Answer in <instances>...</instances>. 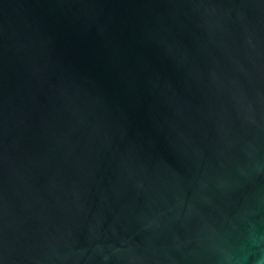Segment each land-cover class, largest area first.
Instances as JSON below:
<instances>
[{
    "label": "water",
    "instance_id": "water-1",
    "mask_svg": "<svg viewBox=\"0 0 264 264\" xmlns=\"http://www.w3.org/2000/svg\"><path fill=\"white\" fill-rule=\"evenodd\" d=\"M0 264H264V0H0Z\"/></svg>",
    "mask_w": 264,
    "mask_h": 264
}]
</instances>
